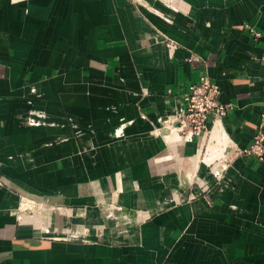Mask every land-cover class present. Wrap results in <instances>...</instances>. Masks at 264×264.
<instances>
[{"label": "crops", "instance_id": "1", "mask_svg": "<svg viewBox=\"0 0 264 264\" xmlns=\"http://www.w3.org/2000/svg\"><path fill=\"white\" fill-rule=\"evenodd\" d=\"M204 73L227 114L164 136ZM263 115L264 0H0V264H264L216 199L264 201Z\"/></svg>", "mask_w": 264, "mask_h": 264}, {"label": "built area", "instance_id": "2", "mask_svg": "<svg viewBox=\"0 0 264 264\" xmlns=\"http://www.w3.org/2000/svg\"><path fill=\"white\" fill-rule=\"evenodd\" d=\"M229 105L221 99V88L208 73L200 75L198 81L189 86L186 95V106L177 113L174 121L164 120L165 124L177 123L179 133L210 132V121L223 118L227 114ZM264 121V115H263ZM249 154L264 155V135L257 136L252 145L245 149ZM256 156V157H257Z\"/></svg>", "mask_w": 264, "mask_h": 264}, {"label": "rangeland", "instance_id": "3", "mask_svg": "<svg viewBox=\"0 0 264 264\" xmlns=\"http://www.w3.org/2000/svg\"><path fill=\"white\" fill-rule=\"evenodd\" d=\"M181 136H184V134L179 133ZM176 140L179 139L178 135L176 133ZM167 140L169 141V139L167 138ZM171 142V141H170ZM264 154V153H263ZM254 155L257 156V154H249L247 152L240 151V155ZM258 160L260 161H264V155L261 156H257ZM228 161H225L222 163V170L224 171V169L229 168L230 165H228ZM227 166V167H226ZM225 175V174H224ZM223 175V176H224ZM222 176L221 179H219V183L223 182V186L226 185V183H229L226 178H224ZM245 182V181H244ZM244 182H239L237 183V185L239 186V188L243 189V191H245V189H247L246 186H244ZM244 183V184H243ZM236 186V184H235ZM242 186V187H241ZM252 188H254V185L251 186ZM254 195H235V196H222L220 199L219 197H216L217 199V203H232L237 205V209L233 210L234 214L237 213L239 214V216H230L235 220H232V226L224 228L222 230L226 231L227 233V237L228 239H232L234 242L237 240H242L244 241L245 244V248H247L246 250H248V255L252 257V255H262V251L261 248L264 245V235L262 233H264V208H258L259 210H252V206L253 204H256L257 206L260 205H264V201L263 200H259L257 198H252ZM255 197V196H254ZM27 200V197H26ZM41 204V203H40ZM42 207V206H41ZM232 208H235V206L233 205ZM248 208V209H247ZM251 209V210H250ZM40 213V212H39ZM248 213V214H247ZM31 219H35V212H31ZM55 213H53L54 215ZM59 214V213H57ZM40 215V214H39ZM62 217L64 218H70V213L63 211L62 213ZM229 218V217H228ZM239 220L238 223H236L235 221ZM188 229H184L183 232H185ZM187 232V231H186ZM187 233H183L180 237L177 238V242L171 246V248H175L174 246H176V244L181 241L182 239L185 238V235ZM237 238V239H235ZM223 240V239H222ZM225 240V238H224ZM227 243H223V245H225ZM264 250V247H263ZM262 256H258V258H256L259 261H263L262 259H259ZM240 258V257H239ZM241 264V263H239Z\"/></svg>", "mask_w": 264, "mask_h": 264}, {"label": "water", "instance_id": "4", "mask_svg": "<svg viewBox=\"0 0 264 264\" xmlns=\"http://www.w3.org/2000/svg\"><path fill=\"white\" fill-rule=\"evenodd\" d=\"M169 129V127H168ZM170 130V129H169ZM168 132V130H167ZM31 199H34L36 202H43V201H47L48 197L47 196H37V197H31Z\"/></svg>", "mask_w": 264, "mask_h": 264}, {"label": "bare ground", "instance_id": "5", "mask_svg": "<svg viewBox=\"0 0 264 264\" xmlns=\"http://www.w3.org/2000/svg\"><path fill=\"white\" fill-rule=\"evenodd\" d=\"M175 129H176V128L174 127V128H172V129H170V131L164 133L163 135L166 136V135L170 134V133H171L173 130H175Z\"/></svg>", "mask_w": 264, "mask_h": 264}]
</instances>
